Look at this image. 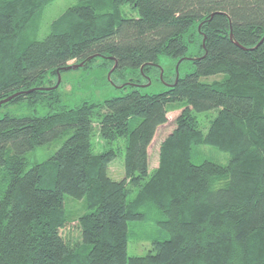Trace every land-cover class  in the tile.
<instances>
[{
	"label": "trees",
	"instance_id": "1",
	"mask_svg": "<svg viewBox=\"0 0 264 264\" xmlns=\"http://www.w3.org/2000/svg\"><path fill=\"white\" fill-rule=\"evenodd\" d=\"M54 1L0 0V100L53 86V71L82 62L121 91L0 115V264H264V0H78L41 37ZM161 57L172 60L169 79ZM162 68L167 87L144 92ZM61 83L8 103L51 106ZM179 107L151 169L149 147ZM213 111L205 132L199 115ZM65 135L46 160L28 158ZM205 145L229 162L196 163ZM67 196L84 202L77 219ZM148 216L167 237L131 255L130 226ZM74 222L79 238L63 236Z\"/></svg>",
	"mask_w": 264,
	"mask_h": 264
},
{
	"label": "rangeland",
	"instance_id": "2",
	"mask_svg": "<svg viewBox=\"0 0 264 264\" xmlns=\"http://www.w3.org/2000/svg\"><path fill=\"white\" fill-rule=\"evenodd\" d=\"M78 0H55L49 4L42 16L40 24V36L43 37L50 31L51 22L62 14L69 6L74 5ZM43 34V35H42ZM170 58L161 57L160 62L165 67V78L169 79L172 74H169L171 63ZM100 62V61H98ZM97 62V63H98ZM97 63L95 65H97ZM164 71V69L162 68ZM187 70L186 65L181 68V74H184ZM163 71L160 76L152 75V84L147 87H143L144 92L159 93L162 92L168 84L163 79ZM101 69L99 67H93L85 69L83 67L67 70L63 73L62 83L58 89L61 97L60 102H53L50 106L47 101L39 102L34 106L27 104L26 101L20 103H8L0 106V115L4 113H10L16 116H30V115H42L48 112L58 110L61 106H74L81 103L84 100H98L106 99L109 97L117 96L120 91L116 84L112 83L109 79L106 80L101 76ZM128 76L130 73L127 72ZM162 74V76H161ZM146 75H143L142 79L146 80ZM113 79L117 83L121 82V78L117 75H113ZM214 77H209L207 80L212 81ZM182 108H173L168 113V122L161 125L155 137L149 147V165L153 169L159 163V149L160 144L176 127V118L180 114ZM216 115V112H208L199 115L201 128L206 132L210 120ZM64 137L57 138L51 143L39 147L33 151H30L27 156L32 161H44L50 157L64 142ZM204 159H211L222 164L229 162V154L222 150H219L215 146L205 145L201 147L200 156L194 158L196 163H200ZM124 172V158L122 154L111 162L109 166L110 175L119 179ZM67 206L70 213H72L74 219H77L79 215L86 211L84 202L82 200H74L70 196L66 197ZM63 236L79 238V228L76 226V222L69 224L66 228L61 229ZM167 235L159 231L158 225L155 223L153 216L143 222H134L130 226V242L129 253L131 255H143L152 249V239H164Z\"/></svg>",
	"mask_w": 264,
	"mask_h": 264
},
{
	"label": "water",
	"instance_id": "3",
	"mask_svg": "<svg viewBox=\"0 0 264 264\" xmlns=\"http://www.w3.org/2000/svg\"><path fill=\"white\" fill-rule=\"evenodd\" d=\"M200 26H201V25H200ZM199 29H200V27H199ZM230 36H231V38H233V32H232V31H231V33H230ZM205 38H206V36H205ZM263 40H264V37L261 39V41L258 43V45H260V44L263 42ZM258 45H257V46H258ZM82 66H83V62H82V63H79V64H71V65H68V66L62 67V70L77 69V68L82 67ZM116 67H117V62H115L113 68L110 70V72H109V77H110V74L112 73V71H113ZM177 68H178V65H177ZM162 71H163V70H162ZM54 72L56 73V75H57V77H58V80H57V82H56L55 85L50 86V87H34V88H30V89H28V90H22V91L15 92V93L9 95L8 97H5V98L1 99V100H0V106H1V105H4V104L7 103V102H9L10 100H12L14 97H16V96L19 95V94H29V93L33 92L34 90H36L37 88L40 89V90H49V89H53V90H54V89H56V88L59 86V84L61 83V81H62L61 69H56V71H53L52 73H54ZM161 76H162V74H161ZM177 79H178V77H177ZM149 83H150V82H149Z\"/></svg>",
	"mask_w": 264,
	"mask_h": 264
}]
</instances>
